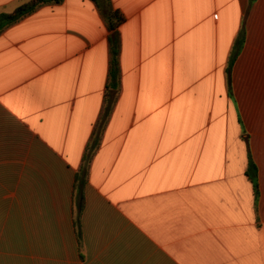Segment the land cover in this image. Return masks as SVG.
Wrapping results in <instances>:
<instances>
[{
    "label": "crops",
    "instance_id": "obj_1",
    "mask_svg": "<svg viewBox=\"0 0 264 264\" xmlns=\"http://www.w3.org/2000/svg\"><path fill=\"white\" fill-rule=\"evenodd\" d=\"M110 5L121 85L86 164ZM0 264H264V0H64L7 28Z\"/></svg>",
    "mask_w": 264,
    "mask_h": 264
},
{
    "label": "trees",
    "instance_id": "obj_2",
    "mask_svg": "<svg viewBox=\"0 0 264 264\" xmlns=\"http://www.w3.org/2000/svg\"><path fill=\"white\" fill-rule=\"evenodd\" d=\"M64 0H31L28 3L20 6L12 13H2L0 14V35L12 25L18 23L22 19L26 18L27 16L33 14L40 8L53 5V4H60ZM109 1V0H108ZM253 1V0H252ZM111 6V5H110ZM110 19V29L113 31V34L110 38L111 44V69L109 73V84H108V91L106 95V107L103 111L102 117L100 119L99 125L96 128L94 134V140L92 146L90 147L89 153L86 155V164L89 162L91 156L94 154L95 150L98 148L101 140V136L107 120L112 112L117 91H119L121 85V74H120V67H119V56H120V47H121V39L118 33V27L124 22L125 17L121 13V11L114 9L112 6L110 8L109 13ZM243 41L238 40L232 58L230 60L229 72H231V68L234 64V61L238 55L239 49L242 46ZM231 85V83H230ZM87 166V165H86ZM248 175L252 178V181L255 183L256 189V196L259 194V187L257 184L258 181V168L254 163L252 157L250 156L249 160V167L247 170ZM88 174V168H83L77 175L76 179V189L78 188L79 194H81L85 183H86V176ZM81 196V195H80ZM82 197V196H81ZM83 208V201L79 202V211L81 212Z\"/></svg>",
    "mask_w": 264,
    "mask_h": 264
}]
</instances>
